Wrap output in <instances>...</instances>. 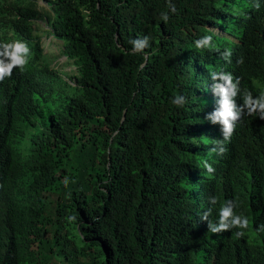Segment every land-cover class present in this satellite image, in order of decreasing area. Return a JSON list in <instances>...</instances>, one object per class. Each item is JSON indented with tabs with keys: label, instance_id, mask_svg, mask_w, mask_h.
<instances>
[{
	"label": "trees",
	"instance_id": "16d2710c",
	"mask_svg": "<svg viewBox=\"0 0 264 264\" xmlns=\"http://www.w3.org/2000/svg\"><path fill=\"white\" fill-rule=\"evenodd\" d=\"M44 1L0 0V43L31 49L0 82V264H264V120L224 141L207 119L211 73L239 79L237 107L264 92V0ZM39 21L73 75L46 62ZM227 201L248 228L212 233L201 216L219 227Z\"/></svg>",
	"mask_w": 264,
	"mask_h": 264
},
{
	"label": "clouds",
	"instance_id": "9594fccd",
	"mask_svg": "<svg viewBox=\"0 0 264 264\" xmlns=\"http://www.w3.org/2000/svg\"><path fill=\"white\" fill-rule=\"evenodd\" d=\"M42 1L46 4L44 0ZM35 2H36V6L38 7L36 0ZM37 27L39 28V26L37 25L35 26L37 32L39 33ZM39 34L41 36V33ZM53 37L56 38L55 36ZM148 42H149L148 37L131 41V43L133 44L134 53L142 52L145 49ZM41 44H42V39H41ZM195 46L197 49H212L215 47V45L212 44L211 35L204 36L201 39H198L195 42ZM0 49H2L0 50V57H3V59H0V82H2L6 77L10 78L12 76L13 69L18 68L21 72L25 70L28 64V57L29 55L31 56V49L30 47L27 46L26 42L21 40L0 43ZM44 54L46 57V62H50L48 59V55L46 53ZM231 54H232L231 50H226L223 53V58L225 60H229ZM64 57L66 58L65 55ZM242 62H243L242 59L238 61V63H242ZM58 72L61 73L60 71ZM75 72H76V67L74 66L73 73H61V74L62 76L67 77V75H73ZM211 79L213 81L220 79L223 81V84L214 85V91L218 93L221 98L219 102L220 107L219 110L215 111L213 114L208 116L207 119L211 120L214 124L219 123L220 125H222L224 141L230 139L235 129L236 122L241 119L242 115L244 114L248 116L258 115L261 120H264V92H262L258 97L254 98L250 92L245 91L242 97L243 105L237 107L235 98L239 93V87H238L240 83L239 79L237 78L236 82L234 83L233 82L234 78L231 73H219V74L211 73ZM172 103L177 107H181L185 103V98L183 96L177 95L173 98ZM217 144L219 145L220 142H217ZM212 151L216 152V148H213ZM224 151L225 148L222 145L219 146L218 153L223 154ZM204 166L207 169L208 173L214 172L212 166L209 165L207 162H205ZM209 202L215 205L217 203V200L215 197H210ZM238 207H239L238 203L234 201H227L225 203V205L219 211V220H218L219 227L214 226V224L208 220V217L211 214V209L204 212L201 216V219L208 221V229L212 233L224 232L233 227L239 229H246L248 228L249 225L248 218L244 215L234 214V208H238ZM261 230H264V225L261 226ZM235 235H237L238 237L243 236L244 232L238 231L235 233Z\"/></svg>",
	"mask_w": 264,
	"mask_h": 264
},
{
	"label": "rangeland",
	"instance_id": "374dc122",
	"mask_svg": "<svg viewBox=\"0 0 264 264\" xmlns=\"http://www.w3.org/2000/svg\"><path fill=\"white\" fill-rule=\"evenodd\" d=\"M38 8L43 10H49L48 6L42 1V0H36ZM39 33H41L42 36V44L44 53L48 55V59L51 62V67L60 71L61 73H73L74 72V66L71 61H68L63 53V44L62 41L54 38L52 35L48 34L45 31V23L43 21H39Z\"/></svg>",
	"mask_w": 264,
	"mask_h": 264
}]
</instances>
